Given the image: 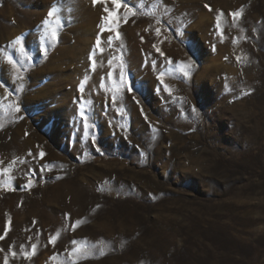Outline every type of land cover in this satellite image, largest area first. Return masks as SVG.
Listing matches in <instances>:
<instances>
[{"label": "rangeland", "instance_id": "obj_1", "mask_svg": "<svg viewBox=\"0 0 264 264\" xmlns=\"http://www.w3.org/2000/svg\"><path fill=\"white\" fill-rule=\"evenodd\" d=\"M118 2L0 0V264H264V0Z\"/></svg>", "mask_w": 264, "mask_h": 264}, {"label": "snow or ice", "instance_id": "obj_2", "mask_svg": "<svg viewBox=\"0 0 264 264\" xmlns=\"http://www.w3.org/2000/svg\"><path fill=\"white\" fill-rule=\"evenodd\" d=\"M98 2H101V0H92L93 5L97 4ZM113 3L115 4V6H116L117 9H119V8L121 7V4L118 2V0H113ZM206 7H208V6L206 5ZM129 11H130V9H129ZM105 12L108 13V12H109V9H108V8H105ZM48 15H49V17H52V16L54 15V13L50 11V12L48 13ZM231 15L234 16V17H240V16L242 15V13H241L240 11H236V12L232 13ZM110 17H111V13H109V16H106L104 19H105V20H108ZM217 20H219V17H217ZM114 22H115V21H114ZM44 23L47 25V24L49 23V21H48V20H45ZM107 30H108V31H115L116 39H120V34H119V32H118L117 30L112 29L111 27H109ZM156 33H157V35H159V34H160V30H159V29H156ZM53 38H55V34H54V33H53ZM16 43H20L19 39L16 40ZM100 43H101V41H100L99 39H97V41H96V46L99 47V46H100ZM109 43L111 44V39H109ZM156 51H157V52H160V49H156ZM21 52H23V48H21ZM237 59L239 60V58H237ZM8 63H9V64H12L13 67L16 66V65H15V62L13 61V59H12L11 57L8 58ZM180 71L183 72L184 75H187V74H188V73L185 71V66H184V65H181V67H180ZM109 75L111 76V73H110ZM158 79H160V80L162 81V80H163V76L158 77ZM121 80H123V73H121ZM130 90H131V89H130ZM79 91H80L81 93H83V91H84V84H83V83H81V85H80V87H79ZM113 100H114V102H115V97H113ZM15 111H16L17 113H19V112L21 111L20 107L17 106V107L15 108ZM121 111H123V110H121ZM194 111H195V110H194ZM196 115H197V117H198L199 114L197 113ZM81 116H83V118H84V125H83V127H84L85 130H87V129L89 128L90 125H89V123H88V118H87L86 116H84V114H83V110H82V109H81ZM21 118H22V117H21ZM43 155H44V153L41 152V153H40V156L43 157ZM13 163H15V162H13ZM5 171H7V169H5ZM77 223H79V222H77ZM6 231H7V230H6ZM5 234H6V232H5ZM2 238H3V237H0V239H2ZM53 243H54V241H53ZM74 243H75V242H74ZM34 247H35V246H33V248H34ZM12 255L15 256L16 253L13 252ZM4 264H8V258H7V257H5V259H4Z\"/></svg>", "mask_w": 264, "mask_h": 264}, {"label": "bare ground", "instance_id": "obj_3", "mask_svg": "<svg viewBox=\"0 0 264 264\" xmlns=\"http://www.w3.org/2000/svg\"><path fill=\"white\" fill-rule=\"evenodd\" d=\"M38 153V152H37Z\"/></svg>", "mask_w": 264, "mask_h": 264}]
</instances>
